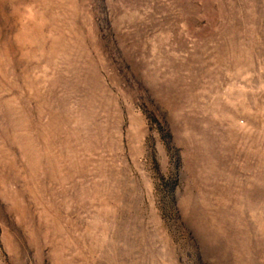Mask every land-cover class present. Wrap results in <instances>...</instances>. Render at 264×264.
<instances>
[{
    "label": "rangeland",
    "instance_id": "374dc122",
    "mask_svg": "<svg viewBox=\"0 0 264 264\" xmlns=\"http://www.w3.org/2000/svg\"><path fill=\"white\" fill-rule=\"evenodd\" d=\"M0 264H264V0H0Z\"/></svg>",
    "mask_w": 264,
    "mask_h": 264
}]
</instances>
